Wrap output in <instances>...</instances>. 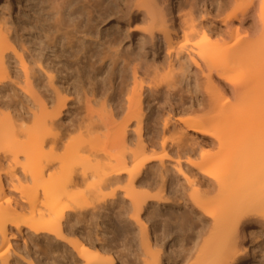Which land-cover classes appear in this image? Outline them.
<instances>
[{
  "label": "bare ground",
  "instance_id": "obj_1",
  "mask_svg": "<svg viewBox=\"0 0 264 264\" xmlns=\"http://www.w3.org/2000/svg\"><path fill=\"white\" fill-rule=\"evenodd\" d=\"M2 1L8 10L14 3ZM181 1L36 0L46 24L33 38L15 34L0 15V96L15 84L33 104L29 110L0 106V264H36L40 252L47 264H116L113 239L91 237L88 229L115 207L120 221L131 212L146 236L142 264H161L163 242L148 237V221L160 214L150 210L143 218L149 202L169 200L165 175L156 193L153 181L143 179L153 162L165 168L173 161L165 138L144 137L145 108L155 105L164 110L162 124L177 147L175 166L195 144L210 149L199 163L187 161L207 181L188 198L201 220L192 264H251L250 230L264 229V0H222L217 30L202 31L207 43L194 41L192 11ZM111 15L128 36L137 32L143 47L163 43L168 63L149 68L136 54L123 56L117 36H99L97 25ZM183 52L196 70L195 96L185 108L175 102L182 82L189 83L185 64L175 61ZM35 66L51 79V111ZM81 109L84 115L64 121ZM71 129L83 131L72 137ZM157 145L166 152L151 153ZM3 173L17 178V197L6 190ZM9 227L34 236L20 237L27 258L16 253L19 237Z\"/></svg>",
  "mask_w": 264,
  "mask_h": 264
},
{
  "label": "rangeland",
  "instance_id": "obj_2",
  "mask_svg": "<svg viewBox=\"0 0 264 264\" xmlns=\"http://www.w3.org/2000/svg\"><path fill=\"white\" fill-rule=\"evenodd\" d=\"M221 2L222 0L181 1V5L185 10L192 11L191 15L193 17V23L198 32L194 40L195 42L200 41L201 43H207V39H203L202 31L205 30L204 32H209V30H217L219 23L216 22V8L220 6ZM38 6L39 5L36 4V0H14L12 7L8 10L3 8V1L0 0V15H5L4 18L7 19L8 24L12 27L15 34L24 35V37H36L39 35L38 32H40L46 24V21L44 20L45 17L41 15ZM1 21L2 18L0 17V25L2 24ZM117 22L118 19L116 15H111L104 21L100 22L97 25L99 36H102L103 39H108L109 37L113 38L114 36H117V40L120 41L118 45L116 44L119 52L123 56H127V53H130L132 55L136 54L143 65L149 68H153L155 66H164L168 63L169 57L165 52L163 43H159V49H154L149 46L143 47L141 43L142 40L137 39V32L130 33L128 36V33L126 34V30L124 27L117 25L115 26V23ZM210 41H214V39ZM88 42H91V40L88 39ZM44 54V57L49 58L47 61L51 62V49H45ZM175 59L176 66L178 65V62L184 63L189 74V83L187 84L186 82H182V91H180L175 97V102H185V106H183L185 108L189 105V102L192 101L191 96L195 93L194 73L196 72V70L192 65L191 59L187 53L183 52ZM42 65L46 70H48V72H51V65H47L46 62H44ZM35 67V70H37V79L35 81L39 82L41 88L44 89L45 96L42 99L48 102V110L51 111V79L49 80V78L46 76V73L39 70L37 66ZM129 78L130 79L128 80V87L130 88L132 84L131 75H129ZM85 79L86 78L84 77L83 84L85 83L86 85L87 80ZM88 84L86 85V87L88 86ZM187 88L191 90V93L184 91ZM7 103H10L12 105V108L15 109L17 107H23L21 110H29V108L33 107L30 99L25 98L22 95L20 89H18L17 85L15 84L13 85V88L7 90L5 95H3L2 97L0 96L1 110L2 108L4 109V111L7 110V108L5 107ZM98 105L99 104H95L93 105V107L96 106L95 108L97 109ZM12 108H9V110H12ZM145 110L148 117V123L143 130V132L145 133L144 137L146 139L153 137L159 142L165 138L167 140V143L169 144L167 150L173 156V161L166 160L165 168H162L160 166L159 161L153 162L154 166L148 169L143 176V179L145 178L147 182L153 181L151 185L152 187H150V192L156 193L161 186L160 184L162 182V178L160 177L162 174L165 175V185L167 188V190L165 189V193L167 196H169V200H167L168 204L164 205L155 202H149V206L144 211V219H146V217L148 216V211L150 210L155 211L157 215L160 214V216L157 217L158 219L155 223L152 224L148 221V224H150L148 237H150L151 241L158 238L157 240H162H160L159 242H163L161 264H192L195 260V253L198 250L197 248L198 246H200V242H202L201 237L197 232L199 229L197 224L200 223L201 220L198 218V216L200 215H198L196 213V210L191 207V203L188 198L192 191L198 189L199 187H201V189H203L202 187L205 188V183L207 184V181L206 178L202 176V174H200L196 168L188 164L187 161L191 160L194 163H199L203 160L202 154L210 152V149L204 142L195 144L192 149H190L189 151H185V154L181 156L180 164L178 166H175L177 165L175 162V159L177 158V147L171 142V131L169 129H164V126L162 124L164 110L159 108V106L157 105H155L151 109L145 108ZM84 111L85 110L83 109L79 110V114L77 115L67 113L66 117L63 119L64 121H66L68 118L74 119L80 115L82 116L84 115ZM211 115L217 116L218 114L215 112L211 113ZM121 119L122 117L119 118V121ZM26 121L27 123L31 122L30 119ZM157 121L159 122L157 123ZM81 131H79L78 129H71L70 136H79ZM128 133L129 140L131 139L135 142L137 138L136 134L131 130ZM21 139L25 140L26 137H22ZM47 149L48 148H46V150ZM164 152H166V150H164L160 145H157V147H155V149L151 151V153H154L155 155H161ZM6 163L7 162L4 161V165H6ZM14 169L16 171V174L20 176V178H22L19 167L15 166ZM8 176L9 175H6L4 173L1 174V177L5 184V188L9 193L11 192V195H16L17 197V194L12 189V184L17 182V178L14 177L11 181V179H9L11 177L8 178ZM21 180L25 182L24 179ZM180 196L181 199L175 200V198H180ZM182 200H186V202L188 203L179 204V202ZM118 210V207H115L113 214L109 216L103 215L101 218L91 220L90 222L92 223H88V229L90 231L91 237H107L108 239H113L112 244H115V248L113 250L116 257V264H142V258L146 256L144 253V247L142 245V238L146 236H144L145 234L142 232L137 223L130 218L131 212H125L123 220L120 221L119 218L116 217V212ZM108 217H110V219ZM154 228L156 230V234H154L153 232ZM9 229L13 231L14 237H19L17 244L21 245L20 249H16V247H14V250L16 249V253L20 258H27L26 249H23V241L20 237L34 236L28 234V232H26V228L24 227H21V232L17 231L13 227H9ZM253 230L254 229L250 230L249 242V255L251 257V264H264V229L259 228V231ZM38 244H40V246L43 248V246H45V241H39ZM196 244L198 245L197 247H195ZM192 253H194V255ZM39 255L40 261L37 260L38 262L36 261V264H47L45 262V259L43 258L42 252H40Z\"/></svg>",
  "mask_w": 264,
  "mask_h": 264
}]
</instances>
